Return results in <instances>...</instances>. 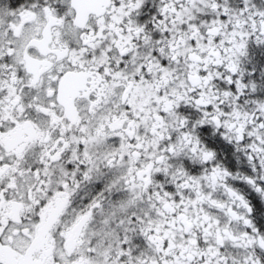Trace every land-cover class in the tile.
<instances>
[{
    "label": "snow or ice",
    "instance_id": "6c2138e0",
    "mask_svg": "<svg viewBox=\"0 0 264 264\" xmlns=\"http://www.w3.org/2000/svg\"><path fill=\"white\" fill-rule=\"evenodd\" d=\"M0 264H264V0H0Z\"/></svg>",
    "mask_w": 264,
    "mask_h": 264
}]
</instances>
